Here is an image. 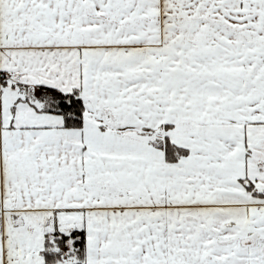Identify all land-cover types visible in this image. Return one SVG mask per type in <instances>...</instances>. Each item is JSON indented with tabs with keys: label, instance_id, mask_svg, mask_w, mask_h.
<instances>
[{
	"label": "snow or ice",
	"instance_id": "obj_1",
	"mask_svg": "<svg viewBox=\"0 0 264 264\" xmlns=\"http://www.w3.org/2000/svg\"><path fill=\"white\" fill-rule=\"evenodd\" d=\"M0 264H264V0H0Z\"/></svg>",
	"mask_w": 264,
	"mask_h": 264
}]
</instances>
